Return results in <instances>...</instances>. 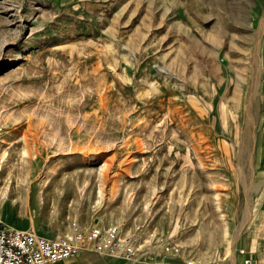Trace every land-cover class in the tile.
<instances>
[{
	"label": "rangeland",
	"instance_id": "rangeland-1",
	"mask_svg": "<svg viewBox=\"0 0 264 264\" xmlns=\"http://www.w3.org/2000/svg\"><path fill=\"white\" fill-rule=\"evenodd\" d=\"M0 127L5 223L264 264V0H0Z\"/></svg>",
	"mask_w": 264,
	"mask_h": 264
},
{
	"label": "built area",
	"instance_id": "built-area-1",
	"mask_svg": "<svg viewBox=\"0 0 264 264\" xmlns=\"http://www.w3.org/2000/svg\"><path fill=\"white\" fill-rule=\"evenodd\" d=\"M3 130L0 127V137ZM73 231L65 239L45 237L33 230L17 229L0 219V264H53L80 251H92L116 258L132 259L143 252L136 244V235L122 234L119 226L92 227L87 235L78 228L76 222ZM249 264L248 260H245ZM186 264H190L187 260Z\"/></svg>",
	"mask_w": 264,
	"mask_h": 264
},
{
	"label": "bare ground",
	"instance_id": "bare-ground-1",
	"mask_svg": "<svg viewBox=\"0 0 264 264\" xmlns=\"http://www.w3.org/2000/svg\"><path fill=\"white\" fill-rule=\"evenodd\" d=\"M255 61V60H253ZM255 64V62H254ZM259 64V63H258ZM251 66V65H250ZM255 68V67H254ZM253 68V69H254ZM259 68V67H258ZM258 71V70H257ZM256 75V74H255ZM259 76V75H258ZM258 78V77H257ZM256 78V79H257ZM258 80V79H257ZM253 84L257 85V81L253 82ZM252 127V126H251ZM253 133V132H252ZM1 138V137H0ZM251 143V140H250V136L248 135V132H246V135L243 137V141L241 143V145L239 146V149L237 151V153L235 154L236 155V158L238 159L237 161H239V163L241 164V161L246 163V159H247V156H248V153H249V145ZM228 147H226V151H225V154L226 156L228 155ZM25 150L24 148H21L19 150V153H18V158H17V165H16V170H17V180H16V184L19 185V186H24V178H23V169H24V165H23V161H25ZM6 153L5 151H3L1 153V157L2 159L0 160L1 163H0V169L2 167V161L5 157ZM57 169V168H56ZM58 171V170H57ZM59 173V172H58ZM28 175V174H27ZM49 175V174H48ZM55 177V176H54ZM53 179V178H52ZM96 180L98 182V189L96 190V192L94 193L93 195V198L91 200V204L93 206H97L101 200V196H102V193H101V188H100V175L97 174L96 175ZM53 182V181H52ZM50 183V182H49ZM46 185V184H45ZM15 187V185H10V181L9 180H6L3 185L0 187V209H1V205L3 203V201L7 198L8 196V192L13 188ZM50 187H51V184H50ZM59 189V188H58ZM124 192L126 193V189L124 190ZM125 193H124V196H123V200L121 201V204L120 206H122L123 208H125L126 206V203L124 202L125 200ZM20 194V193H19ZM52 195V194H51ZM10 198V197H8ZM53 198V197H52ZM49 199V198H48ZM24 200V199H23ZM13 201H15L13 199ZM22 201V200H21ZM72 204V203H71ZM146 199H143V208L146 206ZM17 205V204H16ZM120 207V208H122ZM109 213H112V210H109ZM114 225H108L106 227H113ZM92 227H98L97 225H94V226H90L85 232H84V235H87L90 231V229ZM101 227V226H99ZM103 228V227H101ZM59 238H62L63 239V234H59ZM138 247H140V250L142 249L141 246L137 245ZM136 256V255H135ZM195 263V262H194ZM190 264H193L192 261H190ZM236 264V261L235 263Z\"/></svg>",
	"mask_w": 264,
	"mask_h": 264
},
{
	"label": "crops",
	"instance_id": "crops-1",
	"mask_svg": "<svg viewBox=\"0 0 264 264\" xmlns=\"http://www.w3.org/2000/svg\"><path fill=\"white\" fill-rule=\"evenodd\" d=\"M257 228V227H256ZM261 250L258 247V251ZM238 259H236V262ZM184 264L175 258L161 259L153 255L132 257V259L116 258L109 255H103L92 251H80L76 256L55 262L53 264Z\"/></svg>",
	"mask_w": 264,
	"mask_h": 264
}]
</instances>
